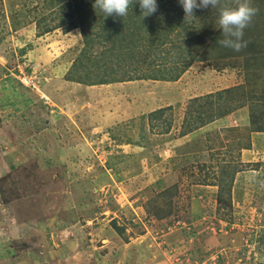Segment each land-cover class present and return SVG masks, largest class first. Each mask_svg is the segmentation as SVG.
Returning a JSON list of instances; mask_svg holds the SVG:
<instances>
[{
    "label": "rangeland",
    "instance_id": "obj_1",
    "mask_svg": "<svg viewBox=\"0 0 264 264\" xmlns=\"http://www.w3.org/2000/svg\"><path fill=\"white\" fill-rule=\"evenodd\" d=\"M239 2L163 0L148 32L138 4L0 0V264H264V0L234 52Z\"/></svg>",
    "mask_w": 264,
    "mask_h": 264
},
{
    "label": "clouds",
    "instance_id": "obj_2",
    "mask_svg": "<svg viewBox=\"0 0 264 264\" xmlns=\"http://www.w3.org/2000/svg\"><path fill=\"white\" fill-rule=\"evenodd\" d=\"M184 11V22L197 20L195 10L214 9L220 4V0H178ZM138 4L140 16L149 17L157 12V0H94V8L99 9L103 17L116 16L123 18L128 15L129 7ZM256 9L251 6L250 0H240L235 8L220 9L218 24L223 33L220 45L240 52L246 47L244 30L248 27Z\"/></svg>",
    "mask_w": 264,
    "mask_h": 264
},
{
    "label": "trees",
    "instance_id": "obj_3",
    "mask_svg": "<svg viewBox=\"0 0 264 264\" xmlns=\"http://www.w3.org/2000/svg\"><path fill=\"white\" fill-rule=\"evenodd\" d=\"M161 1H163V0H157V3L159 4ZM163 6H166L165 4L163 5ZM161 7V8H164V7ZM159 9V8H158ZM168 7H166V9H165V11L166 12H168ZM156 13H158V11L156 12ZM156 13H154L153 14V16H155V14ZM164 15H166V14H164ZM160 17L161 16H163V15H159ZM145 20L146 21H144V26H145V28L144 27H142V29H145V30H147L148 32H150V27L152 28V26L153 25H156V23L155 24H153L152 25V23H150L149 22V20H147L146 18H145ZM73 25H72V27L71 28H68V29H65L66 31H69L70 29H72V28H77V27H79V25H74V24H76L75 23V21L72 23ZM142 26V25H141ZM141 26H140V28H141ZM127 32V31H126ZM146 32V31H145ZM133 36L135 35V32L134 33H131ZM143 34V33H142ZM150 35V34H149ZM83 36H84V41H85V43L87 44L88 43V41H89V37L87 36V34L85 33V31H83ZM142 39H145V36H143L142 37ZM165 44V43H164ZM103 78H105L103 75H101L100 76V78H99V81H97V83H92V84H90V85H96V84H105V83H109V82H105V80L106 79H103ZM104 80V81H103ZM77 82H80V81H77ZM213 93H209L208 95L209 96H211ZM195 99H197V97H195L193 100H195ZM159 112H161V109H158V110H156V111H153V112H151V114L153 113H159ZM222 115H223V113H222ZM222 115H220L219 117H221ZM214 115H212V117H213ZM211 117V118H212ZM213 120V119H212ZM212 120H210V121H208V122H205V121H203V123H202V125H195L194 127H192V126H189V128L185 131V132H183V135L184 134H186V133H190V132H193L194 130H196V129H198V128H200V127H202L204 124H207V123H209V122H211ZM252 123L254 124V126H256L255 125V121L252 119ZM253 131H262V132H264V127L263 126H256L255 128H254V130ZM234 171H236L237 172V170H236V168H234V170L231 172V174L229 175V179H230V182L231 181H233V177H234ZM212 185V184H211ZM219 185H221V183L220 184H218V186ZM112 225H113V227H114V229L118 232V233H120L121 231H120V229H119V227L115 224V222H112Z\"/></svg>",
    "mask_w": 264,
    "mask_h": 264
},
{
    "label": "crops",
    "instance_id": "obj_4",
    "mask_svg": "<svg viewBox=\"0 0 264 264\" xmlns=\"http://www.w3.org/2000/svg\"><path fill=\"white\" fill-rule=\"evenodd\" d=\"M228 118H229V117H228ZM203 126H204V125H203ZM203 126H202V128H204ZM234 126H235V125H234ZM199 129H200V128H199ZM195 131H196V130H194L193 132H195ZM190 134H191V132H190ZM260 134H261V133H259V132H252V135H251V136H252V138H258V137L260 138ZM186 136H187V135H186ZM252 144H253V143H252ZM249 150H250V149L247 148V147H246V148H241V157H242V158H243V157H248V155H249V154H248V151H249ZM243 160H244V159H243Z\"/></svg>",
    "mask_w": 264,
    "mask_h": 264
},
{
    "label": "built area",
    "instance_id": "obj_5",
    "mask_svg": "<svg viewBox=\"0 0 264 264\" xmlns=\"http://www.w3.org/2000/svg\"><path fill=\"white\" fill-rule=\"evenodd\" d=\"M25 79H26V78L24 77V81L27 82Z\"/></svg>",
    "mask_w": 264,
    "mask_h": 264
}]
</instances>
